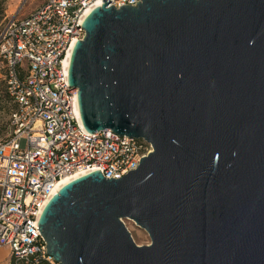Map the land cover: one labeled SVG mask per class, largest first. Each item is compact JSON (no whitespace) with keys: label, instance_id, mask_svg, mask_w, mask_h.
Instances as JSON below:
<instances>
[{"label":"water","instance_id":"1","mask_svg":"<svg viewBox=\"0 0 264 264\" xmlns=\"http://www.w3.org/2000/svg\"><path fill=\"white\" fill-rule=\"evenodd\" d=\"M68 85L84 129L152 147L71 181L38 231L59 264H264V0L104 3ZM149 237L138 246L123 223Z\"/></svg>","mask_w":264,"mask_h":264},{"label":"built area","instance_id":"2","mask_svg":"<svg viewBox=\"0 0 264 264\" xmlns=\"http://www.w3.org/2000/svg\"><path fill=\"white\" fill-rule=\"evenodd\" d=\"M138 2L46 0L0 27V67L14 105L10 135L0 140V249L8 250L10 264H59L46 254L38 231L57 182L97 170L104 179H121L152 152L145 141L118 137L110 129L88 133L76 112L77 90L69 87L64 69L93 9Z\"/></svg>","mask_w":264,"mask_h":264},{"label":"rangeland","instance_id":"3","mask_svg":"<svg viewBox=\"0 0 264 264\" xmlns=\"http://www.w3.org/2000/svg\"><path fill=\"white\" fill-rule=\"evenodd\" d=\"M46 0H6L3 4V18L0 21V27L11 17L18 16L20 18L27 16L37 7L45 3ZM4 71L0 67V94H2L4 89L3 83ZM10 115L4 116L0 112V140L8 137L10 135ZM123 223L125 227L130 232L133 241L138 246H146L150 244L148 235L139 227H137L133 222L129 220H124ZM10 257L8 256L7 249H0V264H9Z\"/></svg>","mask_w":264,"mask_h":264},{"label":"bare ground","instance_id":"4","mask_svg":"<svg viewBox=\"0 0 264 264\" xmlns=\"http://www.w3.org/2000/svg\"><path fill=\"white\" fill-rule=\"evenodd\" d=\"M89 11H90V9L87 10L85 14H87ZM72 48L73 47H71V50L68 52V54L66 56V59H65V62H64V69H65L66 72H67V69H68V65H69V60H70V55H71V52H72ZM76 112H77V115H78L77 107H76ZM85 174H87V171H79L77 173H74V174H72L70 176H67V177L61 179L59 182H57L53 186V188L51 190V195L58 193V191L62 187H64L65 185L69 184L71 181H73V180H75V179H77V178H79V177H81L82 175H85Z\"/></svg>","mask_w":264,"mask_h":264},{"label":"trees","instance_id":"5","mask_svg":"<svg viewBox=\"0 0 264 264\" xmlns=\"http://www.w3.org/2000/svg\"><path fill=\"white\" fill-rule=\"evenodd\" d=\"M6 0H0V21L3 18V4L5 3ZM4 83V81H3ZM5 89V87H4ZM14 108L13 103L9 99L6 91H4L2 94H0V112L2 115L7 116L10 115L12 110ZM1 128V127H0ZM2 129V128H1Z\"/></svg>","mask_w":264,"mask_h":264},{"label":"crops","instance_id":"6","mask_svg":"<svg viewBox=\"0 0 264 264\" xmlns=\"http://www.w3.org/2000/svg\"><path fill=\"white\" fill-rule=\"evenodd\" d=\"M2 250V249H1ZM7 252H8V250H7ZM8 256H9V252H8ZM10 264V263H9Z\"/></svg>","mask_w":264,"mask_h":264}]
</instances>
